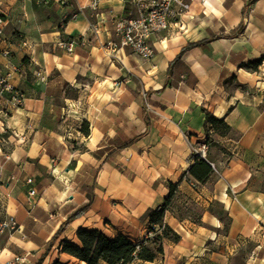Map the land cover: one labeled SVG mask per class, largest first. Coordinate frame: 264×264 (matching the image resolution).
<instances>
[{
    "label": "crops",
    "instance_id": "1",
    "mask_svg": "<svg viewBox=\"0 0 264 264\" xmlns=\"http://www.w3.org/2000/svg\"><path fill=\"white\" fill-rule=\"evenodd\" d=\"M132 10L130 0H103L98 8L90 0H36V6L34 0H5V32L17 43L12 83L26 99L21 108L0 101V218L12 214L22 226L2 236L0 264H38L42 256L41 264H87L61 251L63 240L78 242L81 227L143 241L150 234L148 211L164 203L170 181L200 214L180 219L168 211L166 221L182 239H167L155 261L130 264H264V61L256 69L245 65L264 58V0H191L181 22L152 37L150 60L129 48L114 54L106 49L117 38L115 20ZM242 21L244 32L228 37ZM214 34L223 37L191 47L173 62L188 44ZM20 35L31 46H20ZM62 39L75 41L73 52L58 46ZM6 63L0 55L3 73ZM58 78L91 88V134L84 140L91 152L80 155L89 157L86 170L99 160L102 170L90 191L75 180L77 171L62 173L79 154L68 148L65 127L53 125ZM208 113L224 118L231 130L215 128ZM204 137L214 170L194 188L188 180L191 142ZM138 161L133 177L121 171ZM32 187L35 204L29 202ZM92 192L91 208L51 245ZM16 256L24 261L14 263Z\"/></svg>",
    "mask_w": 264,
    "mask_h": 264
},
{
    "label": "trees",
    "instance_id": "2",
    "mask_svg": "<svg viewBox=\"0 0 264 264\" xmlns=\"http://www.w3.org/2000/svg\"><path fill=\"white\" fill-rule=\"evenodd\" d=\"M34 5L36 6V0H34ZM244 29L245 22L242 21L237 31L227 36H238L242 32H244ZM220 37H223V34H214L208 38L191 42L182 49V51L177 55L173 62L179 61L183 53L187 49L194 46L206 45L208 42ZM263 61L264 58H261L251 61L245 65L256 69L260 64L263 63ZM173 62L169 68L170 75ZM151 92H153V90H147L146 95H149ZM143 108L144 118L149 124V117L147 115V103H144ZM208 121L212 123L215 128L221 129L224 133H227L231 130V126L226 122L224 118H220L212 113H208ZM82 131L87 136L91 134V124L88 120L84 121ZM142 136L143 134L136 135L124 142H119L117 149H123L131 146ZM209 143H211L210 140ZM209 160L210 162L204 159L195 161L191 165V168L189 170L190 174L193 177H189L188 180L197 181L198 183L207 181L214 170L211 164L212 161L210 158ZM168 186L169 192L165 198L164 203L156 208H150V210L148 211L150 232L152 233V235L149 234L143 241L139 242L133 240L130 236L123 232H119L116 235H108L98 228L89 229L81 227L77 232L78 242L66 239L63 240V242L61 243V251L69 253L70 255L80 260L86 261L87 264H130L136 259H140L143 261H155L165 253L164 244L167 239L173 242H179L182 239V235L166 221L167 212H174L180 219L187 215H192L193 217V214L191 213H188L187 215H181L180 213H178L179 211L177 210V207L179 206L176 204L175 199L178 194L182 193L180 191L179 185L170 181L168 182ZM93 201L94 193L92 192L89 201L79 207L75 212H73L62 224L56 235L53 237L51 245L54 244L57 237L66 229V227L71 223L72 220L83 215L91 208ZM190 208L191 207H189V210L191 211ZM43 259L44 256H42L38 264H41ZM53 264L66 263L57 260Z\"/></svg>",
    "mask_w": 264,
    "mask_h": 264
},
{
    "label": "built area",
    "instance_id": "3",
    "mask_svg": "<svg viewBox=\"0 0 264 264\" xmlns=\"http://www.w3.org/2000/svg\"><path fill=\"white\" fill-rule=\"evenodd\" d=\"M42 1V0H40ZM70 0H60L62 5H66ZM103 0H90L93 8H98ZM133 10L126 16L115 20V32L117 38H111L105 44L109 54H114L122 48H129L133 53L140 57L150 60L155 56V46L152 37L161 32L169 30L173 25L181 22L183 17L191 9V0H130ZM205 1V0H203ZM4 2L0 0V55L7 59L5 65L7 71H0V101L5 100L15 108H21L25 102V93L12 83V74L18 71L12 61L13 48L17 45L14 39L7 36L5 32L6 19L4 13ZM18 44L23 47L31 46L30 41L23 35L19 36ZM58 46L68 52L75 49L74 40H60ZM1 138V136H0ZM186 138L190 140L188 134ZM210 143L209 138L191 142V160L193 162L204 159L209 160ZM212 165L213 162H211ZM32 178L28 183L32 184ZM190 184L196 188L199 183L190 181ZM37 189H30L29 202L35 204ZM22 226L17 217L8 214L0 218V240L5 234H12L21 231ZM152 235V233L150 232ZM24 261L23 256H16L14 263Z\"/></svg>",
    "mask_w": 264,
    "mask_h": 264
},
{
    "label": "rangeland",
    "instance_id": "4",
    "mask_svg": "<svg viewBox=\"0 0 264 264\" xmlns=\"http://www.w3.org/2000/svg\"><path fill=\"white\" fill-rule=\"evenodd\" d=\"M56 81L57 83L54 84L52 92L57 103L56 111L59 115L56 117L53 125L56 126L58 124H62L65 127L64 134L66 135L68 148H70V150L77 151L79 154L76 159H69V162L65 165L66 167L62 169V173L74 174V172L77 171L75 180L80 183L82 189H88L90 191L93 186H95L102 170V160H99L95 166H92L86 170L85 168L88 165H91L90 160L88 159L89 157L88 155H80L84 152H91V150L85 145L84 141L88 136L82 131L83 123L85 120H87V112L91 107V88L86 87L82 90L80 88L69 86L64 81H60V78H58ZM91 83L92 82H89L88 86H90ZM128 86L131 87L129 83ZM140 88L141 85L137 83L136 90L134 89V91L137 93V89ZM139 153L142 154V151L140 150ZM118 166L121 167L122 165L119 164ZM137 166H140L139 161L136 162L135 165H132V167L122 166L121 171H123V173L129 177H133L135 174L134 167ZM175 201L179 206L177 207V210L179 211L178 213L181 215H187L188 213H191L196 216L200 213V207L195 203H189L186 205L188 199L184 193L178 194ZM189 207H191V211L189 210Z\"/></svg>",
    "mask_w": 264,
    "mask_h": 264
}]
</instances>
